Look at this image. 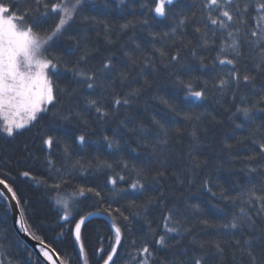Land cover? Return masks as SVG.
Wrapping results in <instances>:
<instances>
[{
    "label": "trees",
    "instance_id": "obj_1",
    "mask_svg": "<svg viewBox=\"0 0 264 264\" xmlns=\"http://www.w3.org/2000/svg\"><path fill=\"white\" fill-rule=\"evenodd\" d=\"M203 2L177 0L167 17L154 18L149 11L155 6L152 0H124V3L89 0L83 15L95 20L78 17L67 35L52 44L51 55L62 56L71 68L84 51H91L92 55L79 67L85 72H97L101 79L88 89L85 84L77 83V78L61 64L58 71L62 76L58 81L55 77L53 80L70 94H59L56 107L48 105L50 112L35 126L12 137L0 131V179L16 192L27 233L42 238L69 264H83V257L70 231L74 225L61 219L63 209L56 201L68 198L80 187L101 192L100 197L91 193L77 197L79 203L73 205L75 219L95 213L81 228L89 264H102L98 249L111 250L113 223L122 230L121 244L114 257L116 264H139L145 259L147 264H194L197 258H201V264H250L248 256L240 251L250 237H255L257 245L254 254L264 255V246L260 245L264 239L261 205L244 204L242 200L233 202L220 196L225 192L237 197L250 187L245 157L258 148V143L253 141L259 142L264 136V111L259 110L264 105L253 111L250 122L245 121L242 113L233 116L238 106L250 107L257 96L253 86L243 82L239 87L233 83L219 90V79L227 78L231 66L220 65L217 56L224 58L219 53L220 46L232 43L227 31L239 27L241 31L236 39L243 55L237 68L242 74L245 66L254 68L252 57L260 53V45L264 44L251 36V31H260L255 19L258 14L252 0L245 14L246 25L236 23L230 29H219L208 24L207 11L201 7ZM236 2L243 8L249 0ZM5 3L22 8L26 0H5ZM231 11L234 13L235 7ZM185 17L188 19L180 24ZM144 20L148 23L144 24ZM55 22L53 18L45 27L50 28ZM126 23L130 26L122 29L121 25ZM197 27L208 32L209 44H204ZM213 28L215 36L210 31ZM77 41L80 50L68 55L66 50L76 48ZM158 49L165 55L161 56ZM172 56L178 59L173 61ZM228 58H232L230 50ZM109 59L115 68L110 77L104 78L99 70ZM121 72L127 74V80H121ZM252 74L257 77L255 90L264 89V73ZM178 80L191 81L194 90H201L206 81V98L186 100V91L178 86ZM136 89L140 93L131 99L130 106H114L115 98H123ZM93 99L110 115L101 118L88 103ZM162 99L175 105L176 111L170 110ZM239 124L244 127L238 128ZM48 135L54 137L51 149L43 144ZM80 135L85 136L84 144L77 139ZM164 139L167 143H160ZM109 142L113 144L111 148ZM121 161L127 162L129 169L132 166L144 169L145 178L141 182L146 184L147 192L140 194L130 188L136 176L124 170ZM105 162L112 167H105ZM24 171L30 172V176H22ZM121 175L125 177L123 181L119 180ZM110 178L117 179L115 186L108 183ZM206 182L217 193L215 197L206 190ZM255 183L259 194V180ZM55 184L61 187H53ZM149 198L155 203L144 208ZM109 205L124 210L129 221H124L115 211L109 216L105 211ZM194 205H199V210ZM137 212L139 216L133 215ZM169 213L173 217L170 226L179 231L167 233L168 247H161L155 241L165 235L164 217ZM234 216H250L255 221V230L246 226L231 230L222 227L231 223ZM217 243L223 248L222 253L217 252ZM144 246L149 247L151 256L140 251ZM0 256L3 264H45L17 234L10 204L3 195L0 196Z\"/></svg>",
    "mask_w": 264,
    "mask_h": 264
},
{
    "label": "snow or ice",
    "instance_id": "obj_2",
    "mask_svg": "<svg viewBox=\"0 0 264 264\" xmlns=\"http://www.w3.org/2000/svg\"><path fill=\"white\" fill-rule=\"evenodd\" d=\"M124 3V0H120ZM177 0H152L155 5L153 8H149V11L154 14V18H165L167 17L168 10L172 5H174ZM255 2V12L258 14L255 19L257 20V27L260 31H251V36L258 37L259 40L264 41V0H254ZM252 0L244 4L241 8L236 0H204L202 4V9L207 11L206 19L208 24L213 26H218L219 29H230L233 24L239 23L240 25H246L247 19L245 14L249 11L251 7ZM89 4V0H26L25 5L20 8L15 4H6L5 0H0V118L3 119V126L0 127V131L6 133L7 136L12 137L19 130L33 127L44 119V117L50 112L48 105L53 108L56 107L58 102L59 94L69 93L67 88H61L58 83H55L53 77L58 81L62 73L58 71V67L61 64H65L64 58L62 56H52L51 47L52 44L58 39L65 37L68 33V29L71 27L72 23L78 17H82L84 20L94 21V17L84 16L86 7ZM143 7H148L147 5H142ZM235 7V12L231 9ZM43 9V10H41ZM213 13H218L214 15ZM55 19L56 22L50 28H46L45 25L49 23L50 20ZM226 18V19H224ZM188 18L180 20V24H184ZM231 22V23H230ZM144 24L148 21L144 20ZM130 26V23L121 25L122 29H126ZM207 24L205 28H207ZM105 31H108V26L105 25ZM212 35H216V29L210 30ZM241 29L239 27L227 31V36L232 38V43L227 44L226 42L222 44L219 48V53L224 55V58L217 56L218 63L220 65H230L231 68L226 73L227 78L219 79V90L223 91L225 88L229 87L231 84L235 83L239 87L240 83L243 82L245 85H252L254 94L257 96L256 102L250 107H237L236 112L242 113L246 122L252 120V113L258 108L259 105H264V89L255 90L254 81L256 80L257 74L264 73V44L260 45V53L252 57L254 68L251 70L245 66L244 74L240 72L237 68L239 63V58L243 55L240 50V41L236 39V35L239 34ZM197 33H201V39L204 44H209L208 32H201L199 27L196 28ZM165 35H168L165 33ZM69 39H75V37H68ZM221 39L223 40V33L221 34ZM247 42V41H246ZM215 43V41H212ZM251 43L255 44L256 41ZM79 41H77V47L74 49H67L68 55H75L79 51ZM229 50L232 58H228ZM160 52L161 56L165 53L162 50H157ZM92 55L91 51H84L80 55L76 64L71 68H68L65 64V68L74 77L77 78V83H83L88 89H92L97 81L101 79V75L97 72H85L80 69V64L85 62L89 56ZM193 55H196L193 52ZM178 56H172L171 60L175 61ZM135 62V61H133ZM115 66L113 65L111 59L102 64L99 72L104 78L110 77ZM121 80H127V74L121 72ZM199 79V78H197ZM147 83V82H146ZM178 86L182 87L186 91L185 99L203 100L206 98L207 82H204V87L201 90H194V85L191 81L185 83L183 80L177 81ZM140 89H136L127 96L123 98H115L113 104L116 108L120 106H130L131 99L139 95ZM70 94V93H69ZM233 99H235V93H233ZM243 99V97H242ZM167 105L173 112L176 111V107L170 104L168 100L162 99L161 101ZM89 105L95 108L96 113L101 117H107L110 113L105 110L102 106L98 104V101L93 99L90 100ZM260 111H264V108H260ZM78 115V114H77ZM68 119V116L64 117ZM191 117H186L190 119ZM197 120L200 119L199 116L196 117ZM214 119V117H213ZM158 124L159 121H156ZM238 128H243L244 124L237 125ZM179 131V130H178ZM165 136L167 133L164 134ZM193 138H196L195 132L192 133ZM80 144L85 143V136L80 135L77 137ZM108 137H105L107 140ZM160 143L166 144L167 140H161ZM253 143H258V148L252 149V155L245 157L248 163L245 168L248 172L247 182L250 187L242 192L237 197H231L225 192H221L220 196L222 199L232 200H242L244 204H252L253 202L259 203L261 205L260 212H264V136L261 137V141H253ZM43 144L51 149L54 144V137L48 135L47 138L43 139ZM113 144L109 142L108 147L111 148ZM67 151V149H65ZM51 161L49 164L51 165ZM124 170H130L135 174L136 179L131 182L130 188L135 190L140 194H144L149 189L146 184L141 182L144 177V169L132 166L129 169V164L127 162L121 161ZM105 167L111 168L112 165L105 162ZM199 167V165H196ZM24 177H29L30 172L24 171L21 173ZM163 175V173H159ZM124 176H119V180L123 181ZM259 180L260 192L257 193L256 180ZM108 183L115 186L117 184V179L110 178ZM0 185H3L7 189L8 193H11V198L16 200L17 205L20 204L17 198L16 192L13 188L4 180L0 179ZM53 187L59 189L60 184H55ZM206 190L211 193L213 197L217 195L216 192L212 191V188L208 186V182L205 183ZM121 191L127 192V189H122ZM86 193H91L96 197L101 196V192L92 187H80L74 193L70 194L68 198L57 199L56 203L63 209V215L61 219L67 223L74 225L70 229L71 234L74 236L76 243L79 245V255L83 257V264H89L87 255L85 253L84 244L81 238V228L85 223L86 217L81 216L79 219H75L74 215V204H78L79 201L76 199L80 196H85ZM4 195L0 192V196ZM162 195V193H161ZM135 202L133 201V204ZM155 203V200L149 198L147 203L143 205L147 208L148 205ZM194 208L199 210V205H194ZM109 216L115 211L124 221H129V216L125 215L124 210L117 207L115 209L109 205L108 209H105ZM244 209H241L243 212ZM95 213H89V215H94ZM259 214V213H258ZM133 215L139 216L140 213H134ZM164 230L165 235H160L155 243L161 247H168L166 243L167 233H177L179 229L175 226H170L173 221L172 214L169 213L164 217ZM20 227L25 232L28 231L25 228V221L23 219V211L21 212V219L18 221ZM176 224L179 221L175 222ZM205 224L208 222L205 220ZM255 221L248 217H233V220L229 224H225L222 227L226 229H237L242 227H247L248 229H254ZM64 225H61L63 228ZM114 229V244L110 246V251H106L103 248L97 250L99 254L100 261L102 264H116L114 257L117 255V246L121 244L122 230L121 227L116 223L112 224ZM127 228V225H125ZM63 234V233H61ZM33 238L39 240L40 244L43 245L40 249V253L43 255L45 260L49 264H69L68 260L61 258L60 254L56 249L52 248L51 245L45 244L44 240L33 234ZM239 245L240 241H236ZM246 247L241 248L240 251L245 253L250 261V264H264V255L257 257L254 254V248L257 246L255 243V237H250L248 240L244 241ZM260 245L264 246V239L260 241ZM203 247V245H201ZM217 252H223V248L219 243L215 244ZM140 251L151 256V252L148 246H144ZM31 255V253H29ZM56 257L55 259L53 257ZM3 264V261H0ZM139 264H147V259L140 261ZM194 264H201V258L194 260Z\"/></svg>",
    "mask_w": 264,
    "mask_h": 264
},
{
    "label": "water",
    "instance_id": "obj_3",
    "mask_svg": "<svg viewBox=\"0 0 264 264\" xmlns=\"http://www.w3.org/2000/svg\"><path fill=\"white\" fill-rule=\"evenodd\" d=\"M0 192L4 193V197L7 199L8 203L10 204L12 216H13V223L15 230L19 237L31 248L33 249L36 254L39 256V258L45 263L49 264L47 260L43 257V255L40 253V247L43 246L40 244L38 240H35L32 236H30L27 232L21 229L20 224L18 221L21 219V209L19 205H17L16 200L11 198V193L7 192V189L4 188L3 185H0ZM94 215H89L85 219V223L87 220L91 219ZM24 219V218H23ZM83 226V225H82ZM55 257V256H54ZM56 258V257H55Z\"/></svg>",
    "mask_w": 264,
    "mask_h": 264
},
{
    "label": "rangeland",
    "instance_id": "obj_4",
    "mask_svg": "<svg viewBox=\"0 0 264 264\" xmlns=\"http://www.w3.org/2000/svg\"><path fill=\"white\" fill-rule=\"evenodd\" d=\"M1 119V121H2V126H3V119L2 118H0ZM23 130V129H22ZM19 131H21V130H19ZM4 134H6V133H4ZM7 135V134H6ZM0 261H1V256H0Z\"/></svg>",
    "mask_w": 264,
    "mask_h": 264
}]
</instances>
